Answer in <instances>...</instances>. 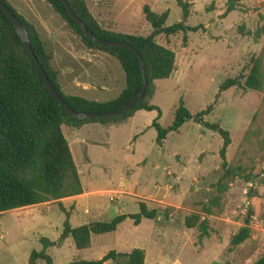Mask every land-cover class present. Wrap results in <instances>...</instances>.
Wrapping results in <instances>:
<instances>
[{
  "label": "rangeland",
  "instance_id": "rangeland-1",
  "mask_svg": "<svg viewBox=\"0 0 264 264\" xmlns=\"http://www.w3.org/2000/svg\"><path fill=\"white\" fill-rule=\"evenodd\" d=\"M6 1L38 26L64 94H96L99 101H107L124 88L120 63L102 50L91 49L102 54L90 60L89 75L78 68L77 62L70 63V70L65 69L69 60L61 45L77 51L87 47L45 0ZM86 2L93 12L98 9L96 3H101L103 19L113 26L125 22L128 26L118 29L124 33L151 32L142 11L144 5L157 13L167 11L166 25L183 21L187 26H197L195 31L155 37L175 53L170 77L153 81L148 103L157 109L141 110L139 120L131 124L108 127L92 122L72 131L64 125L61 128L81 169L80 184L84 188H116L120 179L145 186L155 182L153 196L149 193L143 197L155 203L157 215L143 219L140 225L125 219L114 231L91 233L89 246L77 249L71 237L60 238L64 221L78 226L136 212L137 206L129 196L124 204L115 201L123 194L120 190L88 196L101 205L96 216L92 211L83 212L84 203L89 204L87 198L75 206L58 202V198L2 211L0 264H27L32 250L43 249L41 237L54 242L45 253L55 264L97 260L109 250L129 251L134 247L145 248L147 264H253L264 253V0L239 2L227 13L225 0H187L186 17L175 0ZM41 16L44 23L39 21ZM253 60L259 63L260 88L231 86L218 92L224 80L246 75ZM83 83L90 90L82 91ZM101 86L106 90L100 91ZM180 101L192 115L212 104L211 112L203 118L228 130L230 144L224 159L219 155L221 136L192 119L168 132L164 139H156L151 122L157 120L166 128ZM185 221L193 226L187 227ZM244 227L249 237L229 249L230 237ZM37 262L46 264L40 259Z\"/></svg>",
  "mask_w": 264,
  "mask_h": 264
},
{
  "label": "trees",
  "instance_id": "trees-1",
  "mask_svg": "<svg viewBox=\"0 0 264 264\" xmlns=\"http://www.w3.org/2000/svg\"><path fill=\"white\" fill-rule=\"evenodd\" d=\"M0 1L7 5L26 26L30 45L39 65L57 93L75 111H109L130 100L140 91L142 74L134 52L123 47H105L95 44L83 34L60 0H45L80 36L87 48L102 50L115 57L125 75L124 88L111 100L95 101L64 94L57 80L58 71L51 65L52 56L46 50L45 43L34 25L16 12L6 0ZM66 1L93 34L104 39L127 42L138 51L143 59L146 90L138 102L117 115L85 119L69 117L65 108L47 90L35 61L16 33L11 20L0 8V212L80 193L78 172L61 126L79 127L84 123L92 122L118 123L137 110L157 109L155 105L148 103V98L154 91L153 81L170 77L174 70L175 53L170 48L159 44L155 37L159 34L173 35L187 30H197V26H187L183 21L166 25L167 11L157 13L148 5H144L142 8L144 17L151 26V32L148 35L116 32L104 28L99 23L90 12L86 0ZM175 1L181 8L183 16L186 17L187 0ZM241 1L225 0L224 13L234 10ZM231 86L260 88L258 61L253 60L246 75L224 80L218 92ZM211 110L212 104L192 115L180 101L174 110L171 124L166 128H163L157 120L152 121L151 125L157 132L156 139L158 141L164 139L168 132L176 131L183 123L192 119L200 126L217 132L221 136L222 146L219 149V155L224 159L226 148L230 144L229 132L217 122H209L203 118ZM156 215L157 209L148 208L144 202L140 201L136 213L118 214L107 221L72 226L66 219L60 238L71 237L75 247L82 249L89 246L91 233L102 234L114 231L126 218L138 224L142 218L154 219ZM185 225L192 227L193 223L185 221ZM248 237V229L241 228L230 237L229 249L241 244ZM40 241L43 249L32 250L27 264H38L39 259L44 260L46 264H55L45 253L46 247L53 245L54 242L45 237H41ZM107 260H111L113 264H145V250L139 247L129 251L109 250L100 259H80L68 264H103ZM253 264H264V253L259 255Z\"/></svg>",
  "mask_w": 264,
  "mask_h": 264
},
{
  "label": "crops",
  "instance_id": "crops-1",
  "mask_svg": "<svg viewBox=\"0 0 264 264\" xmlns=\"http://www.w3.org/2000/svg\"><path fill=\"white\" fill-rule=\"evenodd\" d=\"M243 1H246V0H242L241 2ZM87 3V2H86ZM88 6V5H87ZM96 7L98 8L97 12H93L91 9L90 12L92 13L93 16L96 17V19L99 21V23L106 29H109V30H112V31H116V32H121V33H124L123 31L121 30H118L120 29V27H125V26H128L125 22L124 23H121V24H116V26H113L111 23H108L107 21H105L102 17V12H100V8H101V3L97 2L96 3ZM89 8V7H88ZM143 8V7H142ZM119 16V15H118ZM116 17V15L114 16V18ZM168 17V16H167ZM145 18V17H144ZM39 21H42L44 23V18L41 16L39 17ZM146 20V19H145ZM115 21V19H114ZM123 22V20H121ZM110 22V21H109ZM42 23V24H43ZM112 25V26H111ZM125 25V26H124ZM37 31L39 32L38 30V26H35ZM113 27V28H112ZM48 31H50L51 29L50 28H47ZM48 36H52V34H48ZM62 46V51H63V55L64 57H66L68 60H69V65H66L64 66L66 70H70L71 68V64L72 62H77L80 66L78 67L82 72H85L86 75H89L90 74V69L87 67V65H89V62L90 60L95 59L96 57H100L101 56V52L99 51H95V50H91L90 48H87V49H80V50H75L74 48L70 47V46H67V45H61ZM54 59V57H53ZM60 71L63 72V68H60ZM77 84H80L78 81H75ZM82 91H88L90 90V88H88V86L86 84L83 83V86H82ZM100 91H104L106 90L105 87L101 86ZM121 92V91H120ZM119 92V93H120ZM71 95V94H69ZM119 95V94H118ZM117 95V96H118ZM78 96V95H76ZM116 96V97H117ZM80 97H83V96H80ZM99 96H97L96 94L94 96H89V97H83V98H86V99H89V100H95V101H99L98 98ZM114 99V98H113ZM151 104V103H150ZM141 110H144V109H140V110H137L134 112L133 115H131L130 117H128L127 119L121 121V122H118L119 124L121 123H128L131 124L133 121L137 120L140 116V111ZM148 111V110H146ZM139 120V119H138ZM118 123H108V124H102V125H106L108 127H112L113 125H117ZM152 123V122H151ZM85 124H90V123H84L82 125H80L79 127H70V126H67V125H64L66 127H68L70 129V131H72V129H78L80 128L81 126L85 125ZM151 125V124H150ZM63 126V125H62ZM61 126V128H62ZM69 135H70V132H69ZM66 138V137H65ZM68 142V145L69 144V141L67 140ZM70 148V147H69ZM71 150V149H70ZM72 154V152H71ZM72 157H73V154H72ZM74 160V159H73ZM85 160H87V158L85 157ZM86 162V161H85ZM145 162V159H142V162L141 163H144ZM75 163V161H74ZM75 166H76V169H77V172H78V176H79V181H80V175H81V169L79 168V166L75 163ZM155 183V182H154ZM153 183V184H154ZM153 184L151 185H148V186H145L144 184H131L130 182H125V181H122L121 179L119 180V183L116 184L117 187L116 188H100V189H92V190H87L86 188L83 187L82 184L81 185V192L78 193V194H74V195H70V196H65V197H62V198H59L58 199V202H62V203H69V204H73L74 206L76 204H78L79 202H81V200L83 199H86L88 196L90 195H94V194H106L107 191H118L120 190V192H123L122 195L119 196V199L118 200H115L117 203L119 202L120 204H124V202H126L127 200H130L131 199V202H133L135 204V206H137V211H138V203L140 201L144 202L147 207H149V205L152 206H155V203H151L150 201L147 200L146 197H143V196H147V194H154V191H153ZM129 196L130 199H128L127 197ZM153 196V195H152ZM89 198V197H88ZM87 198V199H88ZM138 198V201H136ZM160 195H158V193H156V199H159L160 200ZM89 204L88 206L86 205V203H84V208H83V212L85 214H89L91 211H92V214L95 215L98 213V210H101V205L99 203V201L95 198H93L92 200H89ZM108 201L109 200V197H108ZM156 209V208H155ZM136 211V212H137ZM136 212H129V213H136ZM96 216V215H95ZM126 219H129V218H126ZM145 219V218H142L141 221L138 223V224H134V225H140L142 223V220ZM148 219V218H147ZM131 220V219H130ZM118 227V226H117ZM117 229V228H116ZM115 229V230H116ZM245 241V240H244ZM243 243V242H242ZM145 249V248H143ZM145 264L146 263V253H145ZM161 264H164V263H161ZM166 264V263H165ZM193 264V262L191 263Z\"/></svg>",
  "mask_w": 264,
  "mask_h": 264
},
{
  "label": "water",
  "instance_id": "water-1",
  "mask_svg": "<svg viewBox=\"0 0 264 264\" xmlns=\"http://www.w3.org/2000/svg\"><path fill=\"white\" fill-rule=\"evenodd\" d=\"M63 5L65 6L68 14L71 16V18L75 21V23L78 25V27L81 29L83 34L88 37L92 42H94L97 45L105 46V47H123L131 50L135 53V55L138 58L141 74H142V87L140 91L130 100L126 101L122 105L116 107L115 109L109 110V111H102V112H90V111H75L63 98L61 95L57 93V91L54 89L52 84L50 83L45 71L41 68L39 65L37 58L34 55V52L30 45V40L28 37V31L26 26L17 18V16L13 13V11L5 5L2 1H0V8L5 12V14L9 17L11 20V23L16 31V33L21 38L22 42L24 43L29 55L32 57V59L35 61L42 77L43 82L47 88V90L50 92V94L65 108L67 114L69 117L74 119H85V118H94V117H109L113 115H117L124 111L125 109H128L132 107L136 102H138L145 93L147 81H146V75L145 70L143 66V59L141 55L138 53V51L129 43L124 41H117V40H109L104 39L96 36L93 34L85 24L83 20H81L70 8L66 0H60Z\"/></svg>",
  "mask_w": 264,
  "mask_h": 264
},
{
  "label": "built area",
  "instance_id": "built-area-1",
  "mask_svg": "<svg viewBox=\"0 0 264 264\" xmlns=\"http://www.w3.org/2000/svg\"><path fill=\"white\" fill-rule=\"evenodd\" d=\"M261 227L264 229V223H263V224H261Z\"/></svg>",
  "mask_w": 264,
  "mask_h": 264
}]
</instances>
